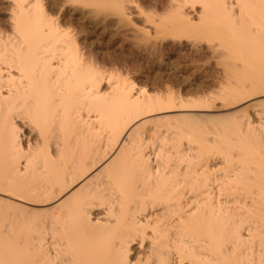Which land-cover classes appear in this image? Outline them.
Segmentation results:
<instances>
[{
    "label": "snow or ice",
    "instance_id": "obj_1",
    "mask_svg": "<svg viewBox=\"0 0 264 264\" xmlns=\"http://www.w3.org/2000/svg\"><path fill=\"white\" fill-rule=\"evenodd\" d=\"M11 7L0 78L26 86L0 92V264H264V0ZM106 123L131 151L101 137L98 167L50 183Z\"/></svg>",
    "mask_w": 264,
    "mask_h": 264
},
{
    "label": "bare ground",
    "instance_id": "obj_2",
    "mask_svg": "<svg viewBox=\"0 0 264 264\" xmlns=\"http://www.w3.org/2000/svg\"><path fill=\"white\" fill-rule=\"evenodd\" d=\"M14 0H0V26H2L8 18H10L12 12V4ZM174 47L183 48L184 44H177L173 42ZM29 69L26 65V74H28ZM31 74L34 76L35 80L43 83L46 79L43 70L39 67L31 70ZM26 85L24 83L17 84L16 81H13L11 85H9L8 81L0 78V92H3L5 88L11 87L14 90L13 93V102L15 98L22 94L23 88ZM8 95L7 92H4L3 95H0V104L5 107L8 104V101L5 97ZM166 119L169 120H177L182 118L181 115L175 116H165ZM95 119V117H93ZM110 120L113 124H118L121 120V116L119 111L115 108L110 109ZM108 123L105 124V130L103 132H98L94 130L93 135L83 138L80 141L79 146H75L73 144L68 145V151L65 155V158L62 162H56L55 164H50L48 166V175L46 179L50 183H62L67 179L68 188L74 187L81 178V174L87 175L90 171L99 166L100 163L103 162L104 156L101 155V140L103 138V148L108 149L110 147L111 150H115L120 148L121 151L125 146H128V141L124 139L123 134L112 139L111 144H109V140L111 139L108 132ZM123 140V144H119L116 141ZM63 144V141H61ZM129 152L131 151V147L128 146ZM119 156V153H117ZM89 165H92V168H89ZM87 170V172H86ZM96 181V177H92L91 180L88 181V184L85 187H89L93 185ZM89 215H94L93 212H90ZM100 219L101 228L100 231L104 232L109 226L106 223V219Z\"/></svg>",
    "mask_w": 264,
    "mask_h": 264
},
{
    "label": "rangeland",
    "instance_id": "obj_3",
    "mask_svg": "<svg viewBox=\"0 0 264 264\" xmlns=\"http://www.w3.org/2000/svg\"><path fill=\"white\" fill-rule=\"evenodd\" d=\"M179 113L178 112H176V111H172V112H169V113H165V116H169V117H171V116H175V115H178ZM180 115V114H179ZM207 118H209V119H212V118H214V117H207ZM94 213V212H93ZM100 218V216H97L96 218Z\"/></svg>",
    "mask_w": 264,
    "mask_h": 264
}]
</instances>
